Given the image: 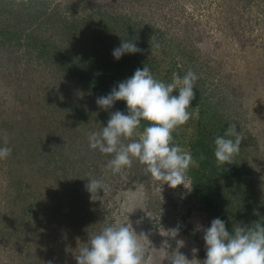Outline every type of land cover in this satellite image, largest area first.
I'll list each match as a JSON object with an SVG mask.
<instances>
[{
  "label": "rangeland",
  "instance_id": "1",
  "mask_svg": "<svg viewBox=\"0 0 264 264\" xmlns=\"http://www.w3.org/2000/svg\"><path fill=\"white\" fill-rule=\"evenodd\" d=\"M49 1L63 8L68 0ZM69 1L129 13L164 31L171 52L156 50L163 69L161 80L165 76L171 83L173 73L183 78L192 70L198 76L195 100L201 97L239 123L246 159L264 183V0ZM51 74L34 62L27 70L16 56L0 50V147L12 149L0 160V264H77L75 255L93 233L83 226L72 230L69 209L55 205L65 189L61 193L50 174L57 165L42 168L49 159V145L56 151L50 159L61 157L58 164L68 170L69 182L81 171L105 183L106 192L93 193L96 215L106 226L129 219L135 232L145 235L140 237L145 264H168V252L176 250L178 242H183L179 251L193 259L192 264H200L204 233L196 229L211 224L199 213L193 198L186 202L192 191L188 174L187 188L161 187L162 182L154 181L133 159L132 167L114 175L107 164L88 154L92 149L87 140L89 133L107 126L114 107L101 109L97 98L82 89L78 94L70 89L61 95L63 74L59 78ZM178 94L174 90L173 95ZM51 99L50 105L47 101ZM60 100L63 103L55 108ZM69 103L77 112L60 115L65 109L62 104ZM197 104L191 102L192 117L177 130L176 145L191 153L192 144L202 136ZM34 133L38 137L28 141ZM193 159L192 166L197 164ZM86 185L76 187L91 196ZM103 228H97L95 234ZM175 228L176 236L167 232ZM193 249L198 251L193 253Z\"/></svg>",
  "mask_w": 264,
  "mask_h": 264
},
{
  "label": "trees",
  "instance_id": "2",
  "mask_svg": "<svg viewBox=\"0 0 264 264\" xmlns=\"http://www.w3.org/2000/svg\"><path fill=\"white\" fill-rule=\"evenodd\" d=\"M164 34V31L141 17L119 11H102L101 8L78 5L77 2L73 4L69 0L63 8L60 5L52 6L49 0H29L27 4L20 5L16 4V0H0V50L10 57L16 56L19 62L26 64L27 70L34 62L51 72L55 78L63 74V86L58 90L61 95L70 89L76 90L77 94L82 89L93 99L107 95L114 86L130 78L137 68L142 69L145 64L154 78L162 81L160 76L163 69L156 50L160 48L165 54L171 52L170 43L167 45ZM122 39H135L141 51L115 59L113 50L120 46ZM165 78L162 77V82L167 83ZM200 98L193 101L199 106L202 136L192 144V154L197 164L191 166L187 173L192 191L186 202L189 203V199L193 198L199 213L210 224L214 218H220L225 221L226 230L231 234L237 226H251L253 222L264 221V183L257 179L258 174L249 166L242 141L234 163L217 165L214 156L215 138L223 135L232 122L236 123L237 132L242 136L241 128L237 121L223 116L216 107L213 108ZM47 102L51 105L53 100ZM61 103L63 101H58L54 107ZM62 105L65 109L60 115L77 112L73 103ZM113 107L114 112L119 110L127 114L126 102L116 101ZM68 121L73 120L69 118ZM145 126L147 122L141 121L139 131H143ZM172 135L176 144L177 131ZM35 136L34 133L27 140L34 142ZM85 143H82V148ZM50 148L49 145V159L46 158L42 168H47L50 163L57 165L50 174L52 179L58 181L61 193L63 187L66 193L63 198L57 199L59 201L55 205L69 209L72 230L83 226L93 232L89 236L91 238L97 228L100 230L106 225L96 215L94 198L92 200L89 194H82L81 186L76 185L88 183L87 179L92 177L79 171L75 174V180L69 182L66 178L68 170H64L62 163L58 164V161H62L61 157L60 160L56 157L50 159L56 152ZM37 150L41 154L40 145ZM35 152L36 149L32 154ZM88 154L94 160H102L103 165L112 158L111 154H101L98 150H91ZM201 155L205 159L201 160ZM200 255L201 261L206 259V249Z\"/></svg>",
  "mask_w": 264,
  "mask_h": 264
},
{
  "label": "clouds",
  "instance_id": "3",
  "mask_svg": "<svg viewBox=\"0 0 264 264\" xmlns=\"http://www.w3.org/2000/svg\"><path fill=\"white\" fill-rule=\"evenodd\" d=\"M28 2L16 0L18 5ZM140 51L135 39H122L112 54L119 60L124 54ZM197 79L198 76L188 70L183 78L173 73L172 82L165 83L154 78L146 64L142 69L137 68L130 78L119 82L109 94L97 97L96 103L103 110L111 109L116 101L126 102L127 114L119 110L110 112L107 126L100 132L88 134L89 148L101 154H111L106 167L114 175L132 167L135 159L154 181L162 182L161 187L167 184L172 189L181 185L187 188V173L195 161L189 150L174 144L172 134L192 117L190 109L195 99ZM174 90H178V96L173 95ZM141 121L147 122L143 132L139 131ZM126 140L130 142L124 143ZM242 140L235 122L229 124L223 135L215 138L214 156L218 166L234 163ZM11 151L7 146L0 147V160L6 159ZM200 159L205 157L201 155ZM87 181L86 188L92 200L93 193L107 191L102 180L91 178ZM196 230L203 231L206 249V259L200 264H264V221L253 222L251 226H237L230 234L225 221L214 218L210 227L200 225ZM167 232L176 236L178 228ZM141 236L145 235H138L129 219L114 223L92 235L74 258L77 264H145ZM182 246L183 242H178L177 249L168 252V264H192L193 259L189 260L179 251ZM192 251L196 253L198 250Z\"/></svg>",
  "mask_w": 264,
  "mask_h": 264
}]
</instances>
